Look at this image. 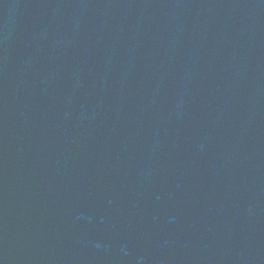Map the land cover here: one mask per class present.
I'll return each mask as SVG.
<instances>
[{
	"label": "water",
	"instance_id": "95a60500",
	"mask_svg": "<svg viewBox=\"0 0 264 264\" xmlns=\"http://www.w3.org/2000/svg\"><path fill=\"white\" fill-rule=\"evenodd\" d=\"M0 264H264V0H0Z\"/></svg>",
	"mask_w": 264,
	"mask_h": 264
}]
</instances>
